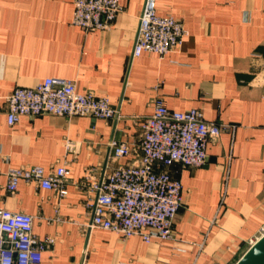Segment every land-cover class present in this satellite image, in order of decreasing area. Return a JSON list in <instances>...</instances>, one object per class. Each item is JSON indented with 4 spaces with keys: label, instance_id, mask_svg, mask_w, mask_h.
I'll list each match as a JSON object with an SVG mask.
<instances>
[{
    "label": "crops",
    "instance_id": "1",
    "mask_svg": "<svg viewBox=\"0 0 264 264\" xmlns=\"http://www.w3.org/2000/svg\"><path fill=\"white\" fill-rule=\"evenodd\" d=\"M73 1L0 0V207L34 215L38 237L54 238L38 264H235L264 226V0H155L158 13L181 20L187 35L164 58L145 51L133 59L145 0H120L113 25L90 31L71 23ZM46 77L107 95L120 118L42 113L9 125L6 97ZM156 97L171 110L196 107L232 127L209 141L204 165L169 168L185 199L172 238L147 243L86 229L91 211L77 183L104 170L112 139L140 140L141 118ZM65 157L66 196L25 180L14 193L6 188L11 167L49 170Z\"/></svg>",
    "mask_w": 264,
    "mask_h": 264
},
{
    "label": "built area",
    "instance_id": "2",
    "mask_svg": "<svg viewBox=\"0 0 264 264\" xmlns=\"http://www.w3.org/2000/svg\"><path fill=\"white\" fill-rule=\"evenodd\" d=\"M123 10L120 0H74L71 23L84 28H110ZM187 35L184 23L174 15L159 14L155 0H145L139 17L131 59L143 52L164 58L178 49ZM7 121L15 124L23 115L50 113L64 116H91L118 119L121 114L107 95L82 92L74 79L46 77L35 86H17L6 97ZM230 124L207 120L196 107L171 110L160 97L153 101V112L141 118L142 136L138 142L110 141V156L98 176L88 173L77 186L86 192V207L91 219L85 228H102L123 237L139 235L149 243L173 237L174 222L184 204L180 177L169 168L202 166L208 159V143ZM66 152L75 150V142H65ZM135 156L131 163L113 165L112 159ZM71 161L64 158L54 169L40 165L11 167L6 188L17 191L21 180L39 187L68 194ZM35 216L0 207V264H38L53 237H38ZM264 233V226L260 234Z\"/></svg>",
    "mask_w": 264,
    "mask_h": 264
},
{
    "label": "water",
    "instance_id": "3",
    "mask_svg": "<svg viewBox=\"0 0 264 264\" xmlns=\"http://www.w3.org/2000/svg\"><path fill=\"white\" fill-rule=\"evenodd\" d=\"M235 264H264V233L251 244Z\"/></svg>",
    "mask_w": 264,
    "mask_h": 264
}]
</instances>
